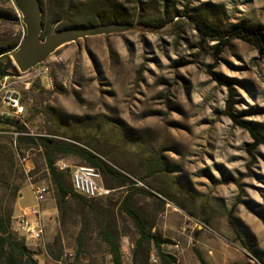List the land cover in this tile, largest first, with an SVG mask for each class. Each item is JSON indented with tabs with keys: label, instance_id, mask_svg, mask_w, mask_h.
I'll return each mask as SVG.
<instances>
[{
	"label": "rangeland",
	"instance_id": "obj_1",
	"mask_svg": "<svg viewBox=\"0 0 264 264\" xmlns=\"http://www.w3.org/2000/svg\"><path fill=\"white\" fill-rule=\"evenodd\" d=\"M41 1L47 20L64 18L51 30L100 25L102 14L126 28L61 46L28 72L11 54L3 59L11 78L1 82L20 95L29 132L80 141L131 182L111 181L114 191L94 199L85 214L74 200L60 212L43 151L18 150L14 135H0V148L16 154L10 180L21 197L4 199L13 216L36 203L40 180L50 186L42 205L44 247L29 248L39 264H114L104 230L118 239L122 264H152V256L163 264L149 244L134 258L140 235L123 210L131 192V207L173 264H264V145L250 153L254 139L228 114L264 137V62L253 46L240 40L222 46L194 24L264 28V0ZM13 10L23 19L13 0H0V44L22 31ZM197 221L215 233L199 230Z\"/></svg>",
	"mask_w": 264,
	"mask_h": 264
},
{
	"label": "trees",
	"instance_id": "obj_2",
	"mask_svg": "<svg viewBox=\"0 0 264 264\" xmlns=\"http://www.w3.org/2000/svg\"><path fill=\"white\" fill-rule=\"evenodd\" d=\"M39 1L43 9V2L41 0ZM105 18L106 15H97L98 23H109V20ZM13 20L16 23L22 22V19L18 17L15 10H13ZM41 21L44 31L48 33L54 24H62L64 18L56 16L52 20H47L43 11ZM194 21L195 26L203 34L219 38L222 42V46L228 44L231 40H240L253 46L257 51L258 60L264 62V28L262 26L243 22L226 28H217L201 19H194ZM88 24L90 25L91 23L89 22ZM21 25L22 31L17 34L11 42H2L0 44V69L4 65L3 59L10 58V55L14 53L22 42L26 28L24 24L21 23ZM81 25H85V21H82L80 24L64 26V28ZM2 79L3 77H0V82ZM230 100L233 99L231 98ZM228 114L238 126L246 129L254 139V143L249 148L250 153L258 146L264 145V137L257 132L251 124L239 120L236 115L231 112H228ZM2 124L4 126L2 130H12V132L18 134L15 138L18 150L27 147L37 148L43 151L50 182L56 191V203L60 212L67 209L70 200H74L78 204L81 213L85 214L89 212L91 202L94 199L85 198L73 191L72 183L67 179L66 173L59 171L55 166L59 157H73L79 159L84 165L94 167L100 171L103 184L107 188L112 189L111 181L117 182L121 187L127 186L131 182L128 176L117 171L112 165L105 161L102 155L94 151L88 145L82 144L80 141L67 140L56 136H32L27 127L19 121H4ZM15 161V152L9 151L6 147L0 148V264H39L35 258L36 253L31 251L25 243L15 238L16 235L11 229V223L14 217L12 214L13 207L11 206L12 204L9 203L6 205L4 202L5 198H9L11 202H14L21 197L20 187L18 185H13L10 180L11 174L16 166ZM132 198L133 193L131 192L124 201L123 210L134 220L140 235L134 249V258H138L144 244H149L157 248L163 264L175 263L173 257L161 252V244L158 237L152 235L148 231L141 216L131 207ZM102 235L104 241L109 246L113 263L122 264L121 248L118 239L109 231L104 230Z\"/></svg>",
	"mask_w": 264,
	"mask_h": 264
},
{
	"label": "built area",
	"instance_id": "obj_3",
	"mask_svg": "<svg viewBox=\"0 0 264 264\" xmlns=\"http://www.w3.org/2000/svg\"><path fill=\"white\" fill-rule=\"evenodd\" d=\"M11 77H4V80H8ZM19 78V77H18ZM11 83L0 82V124L4 121H19L23 122L25 116V108L22 105L20 95L10 88ZM29 86V83L26 84ZM0 127V135L12 134L17 137V133L12 131L2 130ZM30 135L37 136L30 132ZM43 136V135H41ZM55 166L59 171L70 172L71 183L73 191L88 199H97L109 196L114 190L104 186L100 171L94 167L87 165L71 166L64 160L56 162ZM33 194L36 199V203L30 206L23 207L18 215L14 216L11 223V229L13 232L21 235L25 240L28 248L31 250H38L44 247V221L42 205L47 201L50 194V186L45 179L40 180L33 187ZM195 227L199 230L215 233V231L206 223L197 221ZM71 258L74 255H69ZM152 264H158V259L152 256L150 259ZM58 264H72L63 263L58 261Z\"/></svg>",
	"mask_w": 264,
	"mask_h": 264
},
{
	"label": "water",
	"instance_id": "obj_4",
	"mask_svg": "<svg viewBox=\"0 0 264 264\" xmlns=\"http://www.w3.org/2000/svg\"><path fill=\"white\" fill-rule=\"evenodd\" d=\"M17 11L23 17L26 32L22 42L12 54L21 72H28L44 63L61 46L78 43L87 38L119 33L126 26L120 23L81 25L63 29H52L42 38L44 27L41 21L43 9L39 0H13ZM10 64L0 69V77L11 76Z\"/></svg>",
	"mask_w": 264,
	"mask_h": 264
},
{
	"label": "crops",
	"instance_id": "obj_5",
	"mask_svg": "<svg viewBox=\"0 0 264 264\" xmlns=\"http://www.w3.org/2000/svg\"><path fill=\"white\" fill-rule=\"evenodd\" d=\"M20 199H21V198H20ZM21 209H22V208H21ZM21 209H20V210H21Z\"/></svg>",
	"mask_w": 264,
	"mask_h": 264
}]
</instances>
